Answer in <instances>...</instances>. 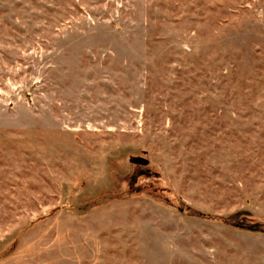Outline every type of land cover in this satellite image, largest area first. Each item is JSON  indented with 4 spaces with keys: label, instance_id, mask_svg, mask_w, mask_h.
Masks as SVG:
<instances>
[{
    "label": "rangeland",
    "instance_id": "1",
    "mask_svg": "<svg viewBox=\"0 0 264 264\" xmlns=\"http://www.w3.org/2000/svg\"><path fill=\"white\" fill-rule=\"evenodd\" d=\"M0 264H264V0H0Z\"/></svg>",
    "mask_w": 264,
    "mask_h": 264
},
{
    "label": "water",
    "instance_id": "2",
    "mask_svg": "<svg viewBox=\"0 0 264 264\" xmlns=\"http://www.w3.org/2000/svg\"><path fill=\"white\" fill-rule=\"evenodd\" d=\"M134 162H138V163H143V164H145V161H143V160H134Z\"/></svg>",
    "mask_w": 264,
    "mask_h": 264
},
{
    "label": "trees",
    "instance_id": "3",
    "mask_svg": "<svg viewBox=\"0 0 264 264\" xmlns=\"http://www.w3.org/2000/svg\"><path fill=\"white\" fill-rule=\"evenodd\" d=\"M138 164H143V163H138Z\"/></svg>",
    "mask_w": 264,
    "mask_h": 264
}]
</instances>
